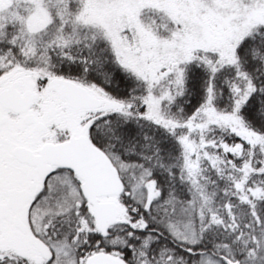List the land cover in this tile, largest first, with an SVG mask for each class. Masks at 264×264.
<instances>
[{
	"label": "snow or ice",
	"instance_id": "obj_1",
	"mask_svg": "<svg viewBox=\"0 0 264 264\" xmlns=\"http://www.w3.org/2000/svg\"><path fill=\"white\" fill-rule=\"evenodd\" d=\"M0 264H264V0H0Z\"/></svg>",
	"mask_w": 264,
	"mask_h": 264
}]
</instances>
